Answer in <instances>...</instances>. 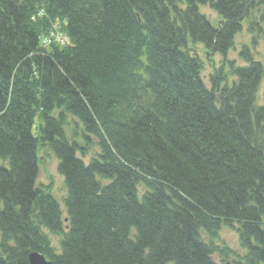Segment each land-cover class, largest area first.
I'll return each mask as SVG.
<instances>
[{
  "label": "trees",
  "instance_id": "1",
  "mask_svg": "<svg viewBox=\"0 0 264 264\" xmlns=\"http://www.w3.org/2000/svg\"><path fill=\"white\" fill-rule=\"evenodd\" d=\"M261 9L0 0V264L32 252L53 264H264V63L248 48L245 66L227 59ZM259 20L250 31L264 37ZM54 23L68 40L45 47ZM198 46L222 56L211 88ZM44 147L65 179L66 218L37 184ZM226 227L243 255L216 245Z\"/></svg>",
  "mask_w": 264,
  "mask_h": 264
},
{
  "label": "rangeland",
  "instance_id": "2",
  "mask_svg": "<svg viewBox=\"0 0 264 264\" xmlns=\"http://www.w3.org/2000/svg\"><path fill=\"white\" fill-rule=\"evenodd\" d=\"M263 11L264 10L261 9L254 12L246 20L243 25V30L236 37L235 48L228 54V62H234L237 66H245L246 62L245 59L241 57V54L245 48H248L249 53L254 60L264 63V37L258 32L255 33L253 31H250L251 23L259 22L260 15ZM201 12L205 14L214 25H217V21L219 20L218 15L209 7H201ZM196 50L205 65L202 73V78L207 87L211 88L210 77L214 73V67L219 68L221 66L222 56L212 55L206 52V50L202 46H198ZM227 71H229L228 64ZM263 88L264 85L261 87V91L259 94L260 98H262L263 96ZM33 133L35 136H37L36 125L33 129ZM39 157L40 169L37 184L38 186L42 185L48 187V191H50L56 198V200L60 203L64 218H66L64 200L67 196V189L65 186V179L58 171L59 160L48 147H44L40 150ZM49 238L51 240L52 247L57 252H60L62 237L49 233ZM216 245L221 250L229 249L230 251H235L238 255L244 254V252L240 248L238 234L234 229L231 228L226 227L222 230L220 238L217 241ZM214 260L217 262L220 261L217 255L214 256Z\"/></svg>",
  "mask_w": 264,
  "mask_h": 264
},
{
  "label": "water",
  "instance_id": "3",
  "mask_svg": "<svg viewBox=\"0 0 264 264\" xmlns=\"http://www.w3.org/2000/svg\"><path fill=\"white\" fill-rule=\"evenodd\" d=\"M215 264H234L232 261L222 262L221 260L219 262L214 260ZM29 264H53L51 260L47 259V257L39 252H32L29 255Z\"/></svg>",
  "mask_w": 264,
  "mask_h": 264
},
{
  "label": "built area",
  "instance_id": "4",
  "mask_svg": "<svg viewBox=\"0 0 264 264\" xmlns=\"http://www.w3.org/2000/svg\"><path fill=\"white\" fill-rule=\"evenodd\" d=\"M51 36H52V37H56V34H55V33H52ZM52 37H50L49 40H48L47 42L50 43V42L52 41V39H53Z\"/></svg>",
  "mask_w": 264,
  "mask_h": 264
}]
</instances>
